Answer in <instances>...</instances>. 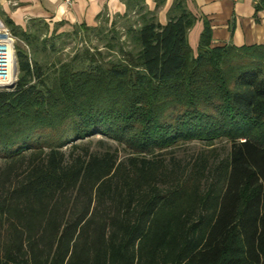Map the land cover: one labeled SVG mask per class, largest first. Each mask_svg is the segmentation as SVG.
<instances>
[{
	"label": "trees",
	"instance_id": "obj_1",
	"mask_svg": "<svg viewBox=\"0 0 264 264\" xmlns=\"http://www.w3.org/2000/svg\"><path fill=\"white\" fill-rule=\"evenodd\" d=\"M145 1L111 23L110 60L51 63L66 33L8 23L29 50L0 89V264H264V45L213 47L205 22L195 54L186 0L166 25Z\"/></svg>",
	"mask_w": 264,
	"mask_h": 264
},
{
	"label": "crops",
	"instance_id": "obj_2",
	"mask_svg": "<svg viewBox=\"0 0 264 264\" xmlns=\"http://www.w3.org/2000/svg\"><path fill=\"white\" fill-rule=\"evenodd\" d=\"M159 0H146L148 10L157 13L160 24L166 25L175 0H166L157 8ZM188 10L197 18L189 32V44L197 54L205 22L212 29L213 47L234 45L252 47L264 45V0H186ZM257 4L261 7L258 9ZM128 11L126 0H77L67 6L62 0H0V18L9 26L27 30L34 22L61 27L65 31L75 27H97L103 17L111 21ZM115 19V20H114Z\"/></svg>",
	"mask_w": 264,
	"mask_h": 264
},
{
	"label": "rangeland",
	"instance_id": "obj_3",
	"mask_svg": "<svg viewBox=\"0 0 264 264\" xmlns=\"http://www.w3.org/2000/svg\"><path fill=\"white\" fill-rule=\"evenodd\" d=\"M115 20V19H114ZM117 21V19L115 20ZM0 22L2 23V27L0 29V32H2V37L6 40V42L3 44L4 46H13L14 49V69L13 72L9 75L8 80L10 79L9 84L6 86H10L12 89L16 85L19 76H20V70H19V61H18V49L22 48L23 50L28 51V47L19 39L17 38L11 29L8 27L7 24L0 18ZM32 26V25H31ZM99 27L95 32L91 33L89 36L86 32L81 31L78 34L75 32V29H72L70 31H65L61 27H58L59 30L57 35L62 34L59 37L51 38L47 40L48 44V53L50 54L51 63H58V62H66L69 61L76 53L83 51L85 48H90L91 51H95L96 49H99L102 51L104 56L107 60H110L113 56V54H110L106 48H105V37L108 35V40H112L114 33L111 30V21L106 24L102 21H100L97 25ZM54 26H50V34L49 37H51V32ZM116 29L118 31H122V21L118 20ZM104 31V33H102ZM5 86V85H0ZM7 89V88H6ZM98 139H102L101 136H99ZM96 142V140H95ZM112 143V142H111ZM114 147H117L116 144L112 143ZM230 144L226 142H220L216 145V150L218 155H226L230 151ZM203 150H206L205 144L200 142H193L191 144H188L184 146L183 148L179 149L177 152L178 158L182 161L183 164L188 163L189 161L193 160L199 153H201ZM120 154L122 158H125L127 156V153L123 148L120 149Z\"/></svg>",
	"mask_w": 264,
	"mask_h": 264
},
{
	"label": "built area",
	"instance_id": "obj_4",
	"mask_svg": "<svg viewBox=\"0 0 264 264\" xmlns=\"http://www.w3.org/2000/svg\"><path fill=\"white\" fill-rule=\"evenodd\" d=\"M63 3L67 6H72L77 0H62ZM233 1H239V0H233ZM255 2L258 3L259 0H253ZM2 23L0 22V29L2 27ZM2 32H0V38H2V40H0V51H5L7 55H5V58L3 60V64H4V70H0V85H5V86H0V89H8L11 88L10 86H6V85H10V79L8 80L9 75L13 72L14 67V49L13 46L11 45H7L4 46L3 44L6 42V40L4 39V37H2Z\"/></svg>",
	"mask_w": 264,
	"mask_h": 264
},
{
	"label": "bare ground",
	"instance_id": "obj_5",
	"mask_svg": "<svg viewBox=\"0 0 264 264\" xmlns=\"http://www.w3.org/2000/svg\"><path fill=\"white\" fill-rule=\"evenodd\" d=\"M0 40H2V38H0ZM5 55H7L5 51H0V70L1 72L2 70H4L3 60L5 58Z\"/></svg>",
	"mask_w": 264,
	"mask_h": 264
}]
</instances>
